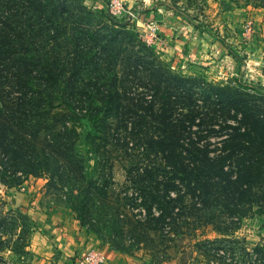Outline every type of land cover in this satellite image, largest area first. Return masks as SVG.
Segmentation results:
<instances>
[{
  "label": "trees",
  "instance_id": "1",
  "mask_svg": "<svg viewBox=\"0 0 264 264\" xmlns=\"http://www.w3.org/2000/svg\"><path fill=\"white\" fill-rule=\"evenodd\" d=\"M92 15L67 0H0L6 162L28 175L54 164L83 175L86 120L96 132L86 136L90 149H123L143 200L132 207L147 210L134 214L146 220L134 227L138 243L153 253L157 238L215 244L264 215V94L172 73L145 43L108 38Z\"/></svg>",
  "mask_w": 264,
  "mask_h": 264
},
{
  "label": "rangeland",
  "instance_id": "2",
  "mask_svg": "<svg viewBox=\"0 0 264 264\" xmlns=\"http://www.w3.org/2000/svg\"><path fill=\"white\" fill-rule=\"evenodd\" d=\"M112 1L67 3L91 12L94 25L102 23L112 30L104 33L108 38L117 34L126 43L134 39L145 43L172 73L264 94V0H117L122 9L115 15ZM168 38L179 40L175 46L179 48L172 41L166 43ZM78 128L79 150L86 160L83 175H68L56 164L51 172L36 176L15 172L0 150V264H55L56 252L40 257L33 248L39 215L50 209L70 212L106 250L128 255L133 264H264L262 214L243 219L238 234L215 244L191 236L178 243L157 238L161 251L153 253L145 243H138L141 238L134 227L146 220L134 214L147 210L132 207L143 200L128 179L130 164L123 149L116 152L111 143L90 149L86 136L91 133L92 138L96 132L86 120ZM17 190L25 197H19ZM218 237L224 239L217 233L208 238ZM114 245L129 251L115 250Z\"/></svg>",
  "mask_w": 264,
  "mask_h": 264
},
{
  "label": "crops",
  "instance_id": "3",
  "mask_svg": "<svg viewBox=\"0 0 264 264\" xmlns=\"http://www.w3.org/2000/svg\"><path fill=\"white\" fill-rule=\"evenodd\" d=\"M172 39H165V42H171ZM162 41L164 42V39ZM172 42L174 47L179 46V40ZM17 191L19 197H25L21 190ZM42 215H39V222L33 235L35 239L33 248L36 252L39 251L40 257L47 254L52 256L56 252L57 255L53 261L55 264H78V259L85 252L95 249L105 253L107 256L106 264H133L128 255L106 250L99 239L91 235L70 212L50 209V212L45 213L44 216ZM239 231H237V234ZM249 242V239H247L246 243L249 244Z\"/></svg>",
  "mask_w": 264,
  "mask_h": 264
},
{
  "label": "built area",
  "instance_id": "4",
  "mask_svg": "<svg viewBox=\"0 0 264 264\" xmlns=\"http://www.w3.org/2000/svg\"><path fill=\"white\" fill-rule=\"evenodd\" d=\"M112 13L115 15L118 11L122 9V4L113 0L111 2ZM107 256L100 250L91 249L78 259V264H106Z\"/></svg>",
  "mask_w": 264,
  "mask_h": 264
}]
</instances>
